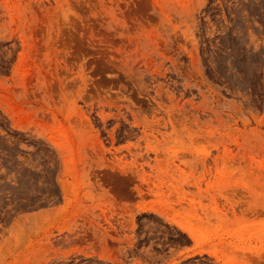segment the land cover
I'll return each mask as SVG.
<instances>
[{"label": "rangeland", "instance_id": "obj_1", "mask_svg": "<svg viewBox=\"0 0 264 264\" xmlns=\"http://www.w3.org/2000/svg\"><path fill=\"white\" fill-rule=\"evenodd\" d=\"M0 264H264V0H0Z\"/></svg>", "mask_w": 264, "mask_h": 264}]
</instances>
